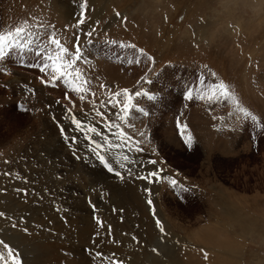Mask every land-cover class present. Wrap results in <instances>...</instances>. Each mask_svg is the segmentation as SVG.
Masks as SVG:
<instances>
[{
	"label": "rangeland",
	"instance_id": "1",
	"mask_svg": "<svg viewBox=\"0 0 264 264\" xmlns=\"http://www.w3.org/2000/svg\"><path fill=\"white\" fill-rule=\"evenodd\" d=\"M84 4L0 0V32L27 21L30 33L20 38L27 46L11 47L0 59V239L23 264H264V0H86V9ZM82 14L85 23L77 26ZM48 25L70 50L79 37L78 67L95 100H80L67 78L42 82L52 74L51 67L41 71L50 64L42 49L54 47L48 45ZM221 82L257 121L243 118L231 99L199 98ZM125 88L133 107L121 120L120 105L105 102L109 92ZM126 99L121 94V104ZM93 103L144 150L119 139V129L109 130ZM73 115L103 133L89 135L123 180L98 161L91 151L95 145L72 124ZM60 125L77 137L71 147ZM189 134L191 149L185 143ZM116 144L121 147L111 146ZM153 159L157 164L148 163ZM156 169L187 190L167 180L135 178ZM211 229L212 241L198 239L196 232ZM159 237L165 243L156 245ZM222 241H239L238 262L220 251Z\"/></svg>",
	"mask_w": 264,
	"mask_h": 264
},
{
	"label": "snow or ice",
	"instance_id": "2",
	"mask_svg": "<svg viewBox=\"0 0 264 264\" xmlns=\"http://www.w3.org/2000/svg\"><path fill=\"white\" fill-rule=\"evenodd\" d=\"M82 8L86 9V0L85 4L82 5ZM83 15L81 18L77 21V26L83 25L85 23V19L83 18ZM117 16H120L121 14L119 12L116 13ZM126 20V18H123ZM39 28L45 27L43 24L37 25ZM47 27L52 28V31L47 34V40H48V45L54 46L51 48V51H49L48 47H45L42 49L43 52L47 54V59L50 61L49 63H45L41 67V71H45L49 67L52 69V74H51V79L50 80H42L43 83L45 84H53L55 85L56 81L60 79H65V83H68L72 85V90L76 92L79 95L80 100H86V97L91 96L93 100H95L96 93L91 90L90 87V82L87 80V78L84 76L82 73L81 69L78 67V62L83 59V53L81 50V45L79 43V37L76 38L77 42L74 44L73 49H69L68 47L65 46V44L61 41V39L58 38L57 33L54 29L53 26L48 25ZM94 31V30H93ZM93 31H89L86 33L88 37L93 36ZM26 33H28V22L25 21V26H20V27H15L14 30H10L6 33L0 32V59H2L4 56L7 55L8 49L14 46H20V47H25L27 45L21 44L20 43V38L24 36ZM30 34V33H28ZM30 43V42H29ZM132 48H136V45H130ZM140 54L141 55H146L143 49H140ZM149 60H151V57H148ZM87 61H85L86 63ZM128 63H133V61H128ZM135 63H140V60H136ZM101 88H107V85H100ZM219 92V95L216 93ZM123 94L126 96V101L121 104L120 101V96ZM144 93H141L137 91L135 93L136 96L143 95ZM223 96L225 98L231 99L233 104L236 107L237 112L243 117V118H250L253 121H257L258 117L252 115L251 112L246 110L245 108L240 106L239 100L233 95V93L229 90V87L226 83L221 82L218 86L217 89H214L212 91V94L205 97L204 95H201L199 98L201 100L207 98L209 100L211 99H216L219 100L220 97ZM71 99L70 97H68ZM187 98L188 99H193V94L192 92L187 93ZM108 104H113V105H120L121 109V115L120 119L121 120H127L128 115L130 114V109L133 107L132 105V94L130 93L129 89H122L118 92L111 93L109 92L108 99L105 102V106ZM68 113H71V109L66 110ZM92 111L95 113L96 116H99L102 120L106 121V125L111 130V128L115 127L119 129L118 132V138L121 140H124L125 142H130L134 146V150L138 152H142L144 149L140 147V141L139 140H134L131 136H129L124 130L121 128L119 124H115L113 121H110L107 119L105 113L103 111H100L98 108H96L95 103H93ZM54 118V117H53ZM72 124L75 125L76 130L82 132L85 134L86 138L91 141L95 147L91 149L92 153L96 156L98 161L104 165V167L107 169L108 172H115V175L123 180L125 177L123 174H121L119 171H116L113 164L108 160L105 154H103L100 149L103 147L101 144H99L92 135H89V133L96 134L98 136L103 135L102 132H100L97 128V126L93 123H88L86 121H82L78 118L75 117V115L72 116L71 120ZM131 126V125H130ZM60 132L63 135V138L65 141L69 143V146H72V143L76 141L77 137L71 136L66 133L65 128L63 125L59 126ZM141 136H146L145 133L141 132ZM185 143L189 147V149L192 148L193 146V138L189 134L185 138ZM114 147H121L120 144L116 145H111ZM74 155H76L75 151L73 152ZM79 158V157H77ZM129 157L127 154L123 155V160H128ZM149 164L155 165L157 164L156 160H149ZM120 167H125L123 163L120 164ZM163 169H156L153 171L147 172L143 176H136V179H141L150 183H157L163 180H167L173 188L176 187H181L183 189L182 185H179V182L169 176H164L162 175ZM128 175L131 176V170H128ZM187 190V189H183ZM144 191L151 197V189L150 188H145ZM147 204L150 206L152 215L155 217L156 216V208L154 205V202L151 198L147 200ZM5 216L4 212H0V217ZM97 223L100 226H103V222L100 221L97 218ZM156 226L159 228L161 232H163L164 225L163 223L156 218L155 220ZM13 227H16V225H13ZM110 230V229H109ZM23 231L27 232L28 229L25 228ZM135 239V237H134ZM0 264H23L22 259L19 257V254L17 253L16 249H14L11 245L7 244L3 239H0ZM153 251H156L155 249ZM97 255H102L100 253H97ZM205 258H207V253H204ZM113 264H123L122 261H114Z\"/></svg>",
	"mask_w": 264,
	"mask_h": 264
},
{
	"label": "bare ground",
	"instance_id": "3",
	"mask_svg": "<svg viewBox=\"0 0 264 264\" xmlns=\"http://www.w3.org/2000/svg\"><path fill=\"white\" fill-rule=\"evenodd\" d=\"M70 12V11H69ZM66 13H68V12H66ZM69 15V14H68ZM65 16V15H64ZM23 77V76H22ZM134 176V175H133ZM135 177V176H134ZM228 208V207H227ZM224 211H227V210H224ZM229 214V213H228ZM157 218H158V216H156ZM230 217V216H229ZM233 218V217H232ZM232 220V219H231ZM244 220V219H243ZM161 222H162V219L160 220ZM163 223V222H162ZM241 224V223H240ZM163 225H164V223H163ZM223 226V225H222ZM215 227V226H214ZM229 227V226H228ZM242 227V226H241ZM215 234V232L213 231V229H211V230H209V231H202V233H201V231H199L198 233L196 232V235L199 237L198 239H201V240H203V241H205V242H210V241H212V239H213V237L215 236L214 235ZM226 234V233H225ZM210 235V236H209ZM212 237V238H211ZM239 238V237H238ZM156 240H154V242H155ZM163 242V240H161V238L159 237V238H157V242H155L156 243V245H157V243H162ZM225 242V243H224ZM239 241H237V242H232V244H230V245H227L226 244V241H222V242H220L219 243V245H220V247H222V249L220 250V251H222V250H227L228 251V253L229 254H231V255H227V256H231L230 258H231V260L233 261V262H238V259H237V253H239V251H240V244L238 243ZM163 243H165V242H163ZM170 243H171V246L172 247H175L176 246V244H173V242H171L170 241ZM184 243H186V242H184ZM237 244H238V246H237ZM150 248L153 246V243H152V246L151 245H148ZM183 247V246H182ZM220 253V252H219ZM236 253V254H235ZM192 254V255H191ZM194 252L193 253H190V255L193 257L194 256ZM211 254V253H210ZM191 257V259L190 260H194V257L192 258ZM209 258V257H208ZM212 259V258H211ZM173 260V259H172ZM178 260V259H177ZM176 260V261H177ZM197 260V259H196ZM149 261V260H148ZM205 262H206V260H205ZM210 263L209 264H213V262L212 261H209ZM152 263V262H151ZM243 263V262H242ZM181 264V263H180Z\"/></svg>",
	"mask_w": 264,
	"mask_h": 264
},
{
	"label": "crops",
	"instance_id": "4",
	"mask_svg": "<svg viewBox=\"0 0 264 264\" xmlns=\"http://www.w3.org/2000/svg\"><path fill=\"white\" fill-rule=\"evenodd\" d=\"M212 128V127H211ZM212 130H213V128H212Z\"/></svg>",
	"mask_w": 264,
	"mask_h": 264
}]
</instances>
